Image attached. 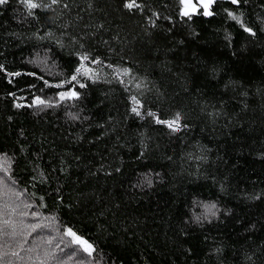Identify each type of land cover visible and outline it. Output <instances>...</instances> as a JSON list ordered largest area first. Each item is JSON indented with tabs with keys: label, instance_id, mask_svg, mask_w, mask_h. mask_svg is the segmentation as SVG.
<instances>
[{
	"label": "trees",
	"instance_id": "16d2710c",
	"mask_svg": "<svg viewBox=\"0 0 264 264\" xmlns=\"http://www.w3.org/2000/svg\"><path fill=\"white\" fill-rule=\"evenodd\" d=\"M136 2L0 5L4 264H264V0Z\"/></svg>",
	"mask_w": 264,
	"mask_h": 264
},
{
	"label": "snow or ice",
	"instance_id": "6c2138e0",
	"mask_svg": "<svg viewBox=\"0 0 264 264\" xmlns=\"http://www.w3.org/2000/svg\"><path fill=\"white\" fill-rule=\"evenodd\" d=\"M199 2L202 4L203 9H204V15L210 16L213 13L211 11H209V9L211 8V6L213 5V3H215V0H199ZM8 0H0V5L3 4H7ZM21 3L26 7V9L28 10V15H32L34 9H38V8H44V9H52L53 6L59 5L61 3V0H41V2H36V0H21ZM232 4H239L240 0H231ZM181 4H183L185 6V9L182 10L181 15H188V8L189 7H194V5L192 4V0H181ZM124 7L127 8L129 11L133 10L134 8H139L140 5L136 2V0H125L124 3ZM228 15L234 19L237 20L239 22V18L237 16H235L232 12H228ZM244 30L246 32H251L250 28L245 27ZM83 60H87L88 57L85 55L82 58ZM81 67H83V65L81 64L80 67H77L76 69V73L79 74L81 72ZM0 70H3L2 66H0ZM127 70H125L126 72ZM9 75H20V73H10ZM78 77L77 75H73L71 77V81H77ZM65 83H70V81H66ZM80 87H84L83 84H80ZM79 96V94L76 91H65V92H61L60 93V99L61 100H65V99H77ZM133 100L135 101V97H133ZM35 104H43L44 101L40 100L39 98H37L36 101H34ZM138 103V102H137ZM133 112H136L138 115L139 113L137 112V109L134 107ZM149 115H153L152 113H149ZM179 114H177L176 119L173 121H165V120H159L157 119V123H162V124H168L169 126L175 124L178 120H179ZM9 164V160L8 158L5 157H0V171H3L5 173V175H7L8 173V167H5V165ZM3 181H0V185H3ZM14 195L18 194L14 193ZM31 207V205L29 204H24V208H29ZM8 208L7 203L3 204L2 206H0V240H2L4 237H8V236H12L15 237L18 234H24L23 233V229H31L32 232H34L38 227H40V225L38 224H24L23 221H20V225H21V232L18 233L17 232V225L15 224V222H13L10 219V215L9 218H6V214H5V209ZM206 208H208V210L211 212L212 209L215 208V205H211V206H206ZM16 209H12V212H15ZM213 215H215L214 212H212ZM21 216H27L28 213L27 212H21L20 213ZM33 215H35V213H33ZM11 228V231H7V229ZM31 233H27L25 235V241L27 239V235H30ZM64 235L65 236H69L72 239V243L75 245H78L80 247V249H82L83 252L87 253L88 256H92L93 252H94V247L91 243H89L87 240L83 239L82 237H80L79 235H77V233L75 231H73L71 228H67L64 231ZM3 246H0V249H2ZM19 247L21 249H24V243L21 242L19 243ZM65 247H67V245H65ZM27 252H32L34 251L33 248H27L24 249ZM61 251H63V249H61ZM9 253L6 251H2L0 250V264H4V257L7 256ZM75 252L69 254L68 259L71 260L73 259V257L75 256ZM12 256H19V253L16 251L11 252ZM46 256L48 255L47 253L45 254ZM21 259H23V257H20ZM40 264H45V262L43 260L40 261ZM82 264V262H81Z\"/></svg>",
	"mask_w": 264,
	"mask_h": 264
},
{
	"label": "flooded vegetation",
	"instance_id": "af4514ba",
	"mask_svg": "<svg viewBox=\"0 0 264 264\" xmlns=\"http://www.w3.org/2000/svg\"><path fill=\"white\" fill-rule=\"evenodd\" d=\"M192 2L194 3V7H193V10L191 12H189V14H195L197 12H201V14H202L203 6L201 4H199V3H197L195 0H192Z\"/></svg>",
	"mask_w": 264,
	"mask_h": 264
},
{
	"label": "water",
	"instance_id": "95a60500",
	"mask_svg": "<svg viewBox=\"0 0 264 264\" xmlns=\"http://www.w3.org/2000/svg\"><path fill=\"white\" fill-rule=\"evenodd\" d=\"M197 3H199V4H201L200 2H199V0H195ZM216 1V0H215ZM192 4L194 5V3L192 2ZM202 5V4H201ZM213 5H214V3H213ZM212 5V6H213ZM212 6H211V8L209 9V11H211L212 12ZM185 9V6H184V8L182 9V10H184ZM188 12H191L192 10H193V7H189L188 9ZM213 13V12H212ZM202 14H203V16H205V17H210V16H212V15H210V16H207V15H204V9H203V11H202Z\"/></svg>",
	"mask_w": 264,
	"mask_h": 264
},
{
	"label": "bare ground",
	"instance_id": "6f19581e",
	"mask_svg": "<svg viewBox=\"0 0 264 264\" xmlns=\"http://www.w3.org/2000/svg\"><path fill=\"white\" fill-rule=\"evenodd\" d=\"M217 1V0H216ZM213 12V11H212Z\"/></svg>",
	"mask_w": 264,
	"mask_h": 264
}]
</instances>
